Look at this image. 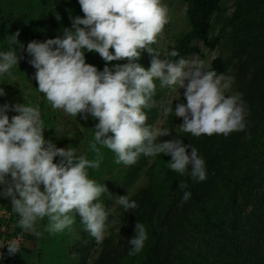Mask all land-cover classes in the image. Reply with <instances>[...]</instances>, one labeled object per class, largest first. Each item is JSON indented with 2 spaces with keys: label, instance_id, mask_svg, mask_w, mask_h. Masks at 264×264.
<instances>
[{
  "label": "clouds",
  "instance_id": "1",
  "mask_svg": "<svg viewBox=\"0 0 264 264\" xmlns=\"http://www.w3.org/2000/svg\"><path fill=\"white\" fill-rule=\"evenodd\" d=\"M78 2L84 15L70 17L71 27L63 28L62 36L33 40L26 51L36 69L37 89L53 110L67 117L98 120L87 145L96 158L89 159L79 146L57 147L45 136L40 105L29 103L26 95V103L0 104V198H10L11 211L23 232L40 236L38 223L47 218V231L62 233L71 229L78 213L85 230L100 242L116 221H109L111 210L100 201L109 192L106 185L89 174L102 163L99 146L113 152L115 162L125 166L134 165L141 156L170 155L169 168L174 172L188 173L195 182L207 179L206 162L195 147L176 137L160 141L172 132L148 123L146 110L155 104L157 81L173 92L184 89L183 102L165 112L174 111L176 118H183L180 131L192 136L244 131L249 112L242 96L226 93L222 76L197 61L161 58L151 47L170 21L163 0ZM19 35L5 38L9 47L0 50V80L11 76L20 64L24 46ZM143 49L154 54L148 68L137 62ZM88 52L98 53L106 62L102 71L86 62ZM125 59L126 63H110ZM5 95L0 87V97ZM9 111L18 114L10 117ZM55 131L58 137L64 136L62 126ZM187 188L186 183H179L181 205L191 199ZM116 204L125 212L138 207L129 193L117 196ZM147 240L145 227L137 223L128 242L132 246L129 255L139 254ZM5 246L9 256L21 252L19 238L0 240V260L5 257Z\"/></svg>",
  "mask_w": 264,
  "mask_h": 264
},
{
  "label": "trees",
  "instance_id": "2",
  "mask_svg": "<svg viewBox=\"0 0 264 264\" xmlns=\"http://www.w3.org/2000/svg\"><path fill=\"white\" fill-rule=\"evenodd\" d=\"M168 0H163V2ZM223 0H181L186 5V18L190 25L188 31L178 34L175 38L173 51L179 53L178 57L170 55L169 60L200 53L198 42H202L210 50H214L221 43V35H213L214 20L222 11ZM78 0H0V48L8 50L5 39L8 35L19 32V40L24 48L20 56L26 65L33 67L29 61L31 57L26 51L27 44L33 40L44 41L63 35V28L71 27L70 17L83 16ZM57 16L60 19H57ZM235 32L240 38L239 46L248 41L249 33L252 42H264V0H239L237 10L232 19ZM155 51V44L151 46ZM20 48V45H17ZM86 62L94 64L103 70L106 62L96 52H88ZM154 54L146 49L141 50L137 60L145 68L150 67ZM127 60L112 61L111 64L126 63ZM217 74L224 75L230 68L231 61L218 57L212 62ZM33 69H35L33 67ZM264 72V64L261 73ZM154 97L155 104L146 110L148 123L153 124L159 115L160 108L156 103L165 93L167 87L159 88ZM170 136H164L161 141L171 140L175 137L184 140L198 150L206 162L207 179L195 182L188 173L180 175L169 168L170 155L159 154L154 162L151 157L141 156L137 163L131 166L117 164L115 155L109 149L99 146L102 163L96 170H89L90 178L105 184L109 192H105L100 201L106 209L116 204V197L127 195L130 189L143 177L146 184L136 193L131 194L138 207L132 211L125 210L117 205L111 211L109 221L115 220L114 227L129 228L133 225L131 239L135 235L137 223L142 224L148 234L143 250L136 255H129L131 245L127 242L123 251L114 256L108 243L99 258L93 264H192L193 259L181 254L176 249V239L179 234L189 236L196 227L192 215L197 211L205 213L208 221H212L208 206L215 196L224 194L230 196L231 201L238 198V194L257 196L264 191V166L257 164L256 159L260 149L264 148V126L257 122L250 129L249 136L246 130L234 131L228 136L213 134L211 136H192L190 133L180 131L174 111L169 112ZM248 128V127H247ZM246 128V129H247ZM94 131L89 139L91 140ZM89 141V140H88ZM189 153L191 149L188 150ZM89 159H95L94 153L86 152ZM58 161L59 158L57 157ZM179 183H186L191 191V199L181 205L183 191L178 189ZM235 200V201H236ZM75 222L70 230L62 233L50 234L47 231L48 220L42 230L39 248L40 262L38 264H71L70 253L78 249L79 255L85 259V252L93 244L89 239V232L76 213ZM264 215V214H263ZM260 215H253L251 220L259 219ZM224 220L217 218L215 224L223 230ZM236 229V222L231 221ZM114 230L110 232L113 235ZM228 235V243L234 249V257L238 256L239 264H264V259L254 255L253 249L246 245L241 234L234 231ZM94 239V238H93ZM110 239V238H109ZM108 239V241H109ZM112 239V238H111ZM190 260V261H189ZM189 261V262H188ZM82 264H85L84 260Z\"/></svg>",
  "mask_w": 264,
  "mask_h": 264
},
{
  "label": "rangeland",
  "instance_id": "3",
  "mask_svg": "<svg viewBox=\"0 0 264 264\" xmlns=\"http://www.w3.org/2000/svg\"><path fill=\"white\" fill-rule=\"evenodd\" d=\"M238 1L223 0L221 4L222 11L214 20L213 35H221V43L214 50H210L202 42H198L200 53L189 55L185 59L200 62L203 67L212 71H214L212 65L214 59L223 57L231 61L230 68L226 74L220 75L214 72L223 77L222 82L225 84L227 94H239L246 103L249 112L246 117L248 127L246 136L248 137L249 128H252L257 122L264 126V72L261 73L264 64V42H252L249 33L248 41L245 40V43L238 45L240 38L238 33L235 32V26L232 24ZM163 3L169 10L170 21L157 37L155 48L160 53L161 58L169 59L168 57L173 52L176 36L188 31L190 25L186 18L187 7L181 0H168ZM0 50L3 49L0 48ZM35 72L36 69L26 65L21 58L20 64L12 70V75L0 80V83H4L0 87L5 89L6 95H11L12 97L9 102H5L6 95L2 96L0 97V103H26L24 97L26 95L29 103H38L40 105L42 118L47 127L45 129L46 137H50L57 147L66 148L70 146L75 148L79 146L80 150L86 153L89 137L98 120L92 119L91 116L87 120L82 119L80 116L77 118L67 117L61 110H53L48 105L43 93H40L37 89L38 83L34 78ZM183 91L184 89H177L175 92L169 88L166 89L156 103L160 111L153 125L169 130V112L166 113L165 110L169 107L175 108V103L183 102ZM16 114L18 113L9 111L10 117ZM177 121V127H180V124L183 123V118H177ZM57 126H62L63 137L56 135L55 129ZM163 137H160L159 140L161 141ZM155 158H150L151 164ZM256 163L264 166V148L260 149ZM146 181V177L143 176L130 189L129 194L136 193L146 184ZM237 196V200L233 199L232 201L230 196H224V194L215 196L211 199L208 206L212 221H208L204 212L197 211L192 215L193 222L196 223L195 229L193 228L191 234L187 237L184 234L178 235L179 239H176V249L181 254L193 259L192 264H239L238 256L234 257V249L230 244H227L228 235L224 234L225 232L232 234L234 231L242 235V238L246 240L245 246L252 248L254 255L264 259V191L253 197L248 194H238ZM117 205H113L111 208L112 212L116 210ZM255 214L256 216L257 214L260 215L259 219L251 220ZM219 216L225 222L223 230L213 224ZM232 218L236 222V229L231 226ZM45 224V220L38 223L37 230L41 233L40 236L32 234V240L37 244L34 248L35 252H31L34 257L31 258L30 264H38L40 262L38 253L41 246L40 241L44 239L42 230L45 228ZM130 227H133V225H130L129 228L111 225L108 229V234L100 242H97L90 235L89 239L93 240V244L85 252L86 258L82 259L79 255V250L74 248L70 253L71 264H82L83 260L85 264H93L99 258L107 243L112 254L114 256L119 255L126 243L131 239L132 228ZM112 230H114V233L110 237ZM22 251L26 253V247H21V253Z\"/></svg>",
  "mask_w": 264,
  "mask_h": 264
},
{
  "label": "crops",
  "instance_id": "4",
  "mask_svg": "<svg viewBox=\"0 0 264 264\" xmlns=\"http://www.w3.org/2000/svg\"><path fill=\"white\" fill-rule=\"evenodd\" d=\"M5 102H9L11 95L5 96ZM2 104V103H0ZM8 222L11 225V234H16L17 232H23L22 229L18 226V216H16L11 211V200L10 198H0V225ZM24 233V241L21 247H26V253L24 251L18 252L15 255L9 256L6 252L5 257L3 260H0V264H30L31 258L34 257L31 252H35L34 248L36 247V242L32 240L33 233L30 232H23ZM0 240H3L2 236L0 235ZM30 249V250H28ZM36 264V263H35Z\"/></svg>",
  "mask_w": 264,
  "mask_h": 264
},
{
  "label": "built area",
  "instance_id": "5",
  "mask_svg": "<svg viewBox=\"0 0 264 264\" xmlns=\"http://www.w3.org/2000/svg\"><path fill=\"white\" fill-rule=\"evenodd\" d=\"M0 235L2 236L3 240H12L14 238H19L20 246L22 245L24 241V233L23 232H17L16 234H11V225L8 222H5L0 225ZM4 252L6 254L7 247L5 246Z\"/></svg>",
  "mask_w": 264,
  "mask_h": 264
}]
</instances>
